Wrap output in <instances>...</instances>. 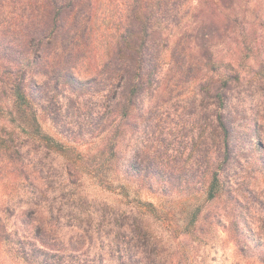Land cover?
Here are the masks:
<instances>
[{
    "label": "trees",
    "instance_id": "trees-1",
    "mask_svg": "<svg viewBox=\"0 0 264 264\" xmlns=\"http://www.w3.org/2000/svg\"><path fill=\"white\" fill-rule=\"evenodd\" d=\"M248 2L0 0V264H155L137 216L90 209L85 182L169 223L142 191L202 196L185 219L207 203L203 219L241 243L264 178Z\"/></svg>",
    "mask_w": 264,
    "mask_h": 264
},
{
    "label": "rangeland",
    "instance_id": "rangeland-1",
    "mask_svg": "<svg viewBox=\"0 0 264 264\" xmlns=\"http://www.w3.org/2000/svg\"><path fill=\"white\" fill-rule=\"evenodd\" d=\"M248 1V5L243 8L246 11L243 10L239 15L248 20V29H253L252 33L254 31L256 35L252 38V33L247 34L248 46L242 54L246 60L245 66H252L254 73L262 72L264 78V0ZM251 39L255 41L257 48L250 43ZM223 46L224 43L220 40L218 49ZM129 149L127 138L122 145L123 154L128 155ZM184 156H188V152ZM132 189L135 190L133 186ZM76 195L87 196L90 209L107 201L127 212L131 219L137 216L140 220L138 222L149 232L144 234L143 238H151L150 244L156 256L155 264H264V178L256 180V190L251 192L246 202L248 211L246 210V220L243 223L245 232L241 243L238 244L221 225L210 219H203L207 203H204L203 211L195 224H190L185 219L197 204L202 203L203 198L199 195L162 198L147 191L141 192V199L151 201L163 210V218L169 213L172 223L146 212L143 207H136L135 202L127 203V199L122 196L100 190L91 182H85ZM209 206L218 212L222 210V204L217 202ZM171 209L174 211H169ZM182 230L187 231L184 234L181 233ZM123 231L126 233L120 239L121 243L129 241L131 245H136L137 237L131 239L132 234L128 232L127 227H124ZM122 244L121 247L125 246ZM104 251H108L107 247Z\"/></svg>",
    "mask_w": 264,
    "mask_h": 264
}]
</instances>
